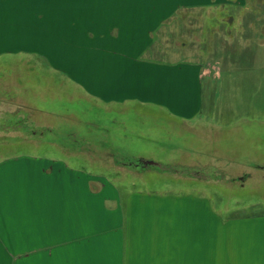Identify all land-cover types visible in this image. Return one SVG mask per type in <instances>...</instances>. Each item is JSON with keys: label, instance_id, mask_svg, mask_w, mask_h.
Instances as JSON below:
<instances>
[{"label": "crops", "instance_id": "crops-1", "mask_svg": "<svg viewBox=\"0 0 264 264\" xmlns=\"http://www.w3.org/2000/svg\"><path fill=\"white\" fill-rule=\"evenodd\" d=\"M226 1L205 0L191 6H227ZM11 5L0 2V41L4 42L0 61L9 59V65L42 61L36 71L12 69L10 79L16 73L17 81L9 87L26 91L13 94L24 95L28 104L35 102L46 113L60 115L61 109L67 112L73 102L87 99L95 103L90 102L93 108L142 107L167 114L171 120L192 122L200 117L207 79L218 76L212 70L223 63L220 59L198 63L147 56L153 33L167 16L154 11L156 6L161 8V2L23 0ZM248 20L254 25L252 18ZM9 22L15 25L11 31ZM229 22L234 26V41L239 43L235 25L242 22L236 17ZM24 33L30 36L25 38ZM235 43H222L216 55L208 52V58L230 54L226 68H236L240 57L251 59L244 50L250 41L242 48ZM229 48L233 50L225 54ZM53 89L56 95L49 93ZM102 130L98 133L106 138L113 136ZM112 146L97 149L89 144L79 146V151L113 155ZM109 160L118 162L113 156ZM78 165L74 157L48 156L37 161L30 155L0 162V264H207L203 260L208 245L205 232L213 229L217 237H225L250 227L235 221L222 223L210 214L203 198L191 194L179 197L173 195L176 191L166 194L134 188L121 190L122 196L105 175ZM122 165L117 167L122 169ZM148 199L159 202V214L147 215L146 203L152 202ZM163 203L169 209L162 210ZM177 218L186 226L180 245L172 242L182 231ZM199 222L203 226L194 227ZM234 260V264H243Z\"/></svg>", "mask_w": 264, "mask_h": 264}, {"label": "rangeland", "instance_id": "rangeland-1", "mask_svg": "<svg viewBox=\"0 0 264 264\" xmlns=\"http://www.w3.org/2000/svg\"><path fill=\"white\" fill-rule=\"evenodd\" d=\"M18 1L23 0H0L11 6ZM152 1L161 2L162 9L156 6V14L167 16L153 33L147 56L163 61L194 60L198 63L223 60L219 68L212 70L219 75L207 79L200 117L185 123L142 107L93 108L95 103L87 99L76 105L73 102L67 112L61 109L62 112H57L60 115L46 113L39 104L30 101L28 104L24 95L13 94L26 91H13L9 87L10 82L17 81L14 72V80L10 79L12 69L36 71L42 68V61L35 58L39 60H33V64L23 60L9 65V59L1 60L0 162L26 155L37 161L48 156L74 157L78 166H86L88 171L109 178L119 192L139 188L166 194L176 191L175 196L191 194L192 198H203L205 206L208 203L212 211L209 210L210 214L222 223L235 221L250 226L238 233L228 232L225 237H217L213 229L205 232L208 243L204 250L205 263L234 264V258L243 264L264 263V0H227V6L215 3L191 6L193 2L205 0ZM235 17L242 22L235 25L239 43L234 41V26L229 22ZM247 18H252L254 25L251 26ZM6 25L10 31L15 28L10 22ZM24 36L29 37L30 33ZM248 40L250 47L244 50L252 57L244 60L240 57L236 68L225 66L230 54L222 58L207 56L208 52L216 55L222 43H235L238 44L236 48L239 45L242 48ZM232 50L227 49L225 54ZM57 92L55 89L49 91L51 95ZM102 129H107L106 133L114 137L106 138L105 134L98 133ZM89 144L97 145V149L114 145L115 154L79 151V146ZM110 156L116 157L118 162L110 161ZM142 161H152L158 166L144 167ZM122 163L124 168H118L117 164ZM150 200L145 210L148 216H155L161 205L153 199L147 201ZM166 209L169 207L163 203L162 210ZM177 224L182 231L177 232V239L172 237V242L180 245L186 226L179 218ZM191 226L190 223L187 229ZM196 226L201 228L203 224L195 223ZM121 239L124 243V235ZM232 242L238 244L234 246Z\"/></svg>", "mask_w": 264, "mask_h": 264}, {"label": "water", "instance_id": "water-1", "mask_svg": "<svg viewBox=\"0 0 264 264\" xmlns=\"http://www.w3.org/2000/svg\"><path fill=\"white\" fill-rule=\"evenodd\" d=\"M143 164L150 165V164H154V163L152 161H143Z\"/></svg>", "mask_w": 264, "mask_h": 264}]
</instances>
